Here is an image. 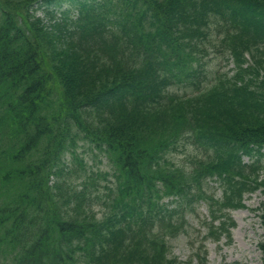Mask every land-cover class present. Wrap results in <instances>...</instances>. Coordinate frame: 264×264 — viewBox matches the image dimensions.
I'll return each instance as SVG.
<instances>
[{
    "label": "trees",
    "instance_id": "1",
    "mask_svg": "<svg viewBox=\"0 0 264 264\" xmlns=\"http://www.w3.org/2000/svg\"><path fill=\"white\" fill-rule=\"evenodd\" d=\"M54 1L0 0V264H181L167 237L200 201L229 241L228 212L264 197L263 166L244 162L264 157V0H81L70 24H46L33 6ZM216 36L235 69L202 88L187 65ZM185 135L210 151L189 167L167 158ZM77 140L112 167L100 216L99 195L64 179Z\"/></svg>",
    "mask_w": 264,
    "mask_h": 264
},
{
    "label": "rangeland",
    "instance_id": "2",
    "mask_svg": "<svg viewBox=\"0 0 264 264\" xmlns=\"http://www.w3.org/2000/svg\"><path fill=\"white\" fill-rule=\"evenodd\" d=\"M113 4H116L115 2ZM76 5L72 0H63L48 6L37 9L36 14L49 21L45 17V12L53 11L55 20L61 19V14L68 11L70 17L75 16ZM215 33L212 28L211 34ZM219 37H215L211 42L199 43V50L191 52L193 58L198 61H189L187 65L188 71H195L201 75L199 82L202 88L209 86L220 77L230 76L235 69L234 64L221 47ZM188 50V49H187ZM170 92L178 94H191L198 90L196 86H185L183 83H173L169 87ZM72 154H68L64 159V165L69 168L71 174L66 183L71 182V186H77L81 182H86L89 192L99 195L100 199L93 200V208L98 216L103 210V200L107 190L112 184V167L104 158V155L94 146H90L84 140H77L76 146L70 150ZM210 151L206 152L202 147L195 143L191 136H184L176 145V148L169 152L168 158L177 165L189 167L196 158H207ZM257 157H253L248 161H255ZM247 161V158H244ZM259 165L263 166L261 173L264 175V157L258 158ZM104 174H108L104 176ZM89 184L92 187H89ZM205 188L214 198L221 197V187L214 181H208ZM263 196L260 191L252 194H246L244 198L245 208L231 210L229 216L235 222V227L231 231V242L222 236L218 242L205 239L207 228L204 220L208 216L207 205L204 201L196 203L189 207L185 204L180 206L178 211L180 214L175 215L179 218L181 215L185 220L183 232L178 236L169 238V256L175 257L181 262L191 259L196 250L205 245L207 248L208 264H261V253L257 248V244L264 238V232L261 224V202ZM169 238V239H168ZM192 264H195L193 261Z\"/></svg>",
    "mask_w": 264,
    "mask_h": 264
}]
</instances>
